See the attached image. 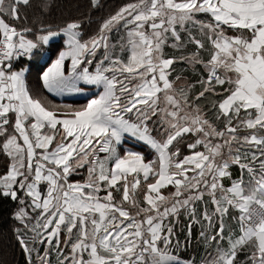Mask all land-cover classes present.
Segmentation results:
<instances>
[{"label":"snow or ice","instance_id":"snow-or-ice-1","mask_svg":"<svg viewBox=\"0 0 264 264\" xmlns=\"http://www.w3.org/2000/svg\"><path fill=\"white\" fill-rule=\"evenodd\" d=\"M103 7L52 23L51 0H0V199L25 264H264V0Z\"/></svg>","mask_w":264,"mask_h":264},{"label":"trees","instance_id":"trees-1","mask_svg":"<svg viewBox=\"0 0 264 264\" xmlns=\"http://www.w3.org/2000/svg\"><path fill=\"white\" fill-rule=\"evenodd\" d=\"M101 2L104 7L92 11L93 20L107 15L117 5L126 3L128 0H101ZM51 3V12L46 19L52 23H57L69 16L77 17L81 12L86 13L88 6V0H51ZM29 15L31 17L32 13L30 12ZM85 25L87 26V21H85ZM92 27H95V24ZM4 171L3 158L0 157V175ZM13 208L14 205L11 201L0 199V264H25L24 256L19 247L15 245L14 237L12 236L13 221L11 212ZM191 251L189 249V254H191Z\"/></svg>","mask_w":264,"mask_h":264},{"label":"crops","instance_id":"crops-1","mask_svg":"<svg viewBox=\"0 0 264 264\" xmlns=\"http://www.w3.org/2000/svg\"><path fill=\"white\" fill-rule=\"evenodd\" d=\"M28 81H29V84L33 88H36V87L40 86L39 66L35 62H32L31 65H30V72L28 74ZM50 98L53 99V101L56 102V103H81V102H83L76 95L74 97H69V98L63 99V100H58V99L54 98L53 96H50ZM140 150H142V151H144L146 153L148 152L147 148H141ZM76 179H80V177H76ZM196 235H197V231L194 229V233H193V237H194L193 242L194 243L192 242L193 245H195V237H196Z\"/></svg>","mask_w":264,"mask_h":264},{"label":"built area","instance_id":"built-area-1","mask_svg":"<svg viewBox=\"0 0 264 264\" xmlns=\"http://www.w3.org/2000/svg\"><path fill=\"white\" fill-rule=\"evenodd\" d=\"M75 95V94H74ZM74 95H72V96H74Z\"/></svg>","mask_w":264,"mask_h":264}]
</instances>
